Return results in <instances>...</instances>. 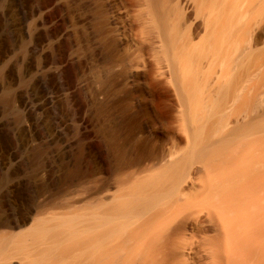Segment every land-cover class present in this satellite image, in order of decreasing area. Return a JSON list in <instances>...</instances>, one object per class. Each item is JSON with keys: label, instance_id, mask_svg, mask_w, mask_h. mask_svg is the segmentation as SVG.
Wrapping results in <instances>:
<instances>
[{"label": "bare ground", "instance_id": "obj_1", "mask_svg": "<svg viewBox=\"0 0 264 264\" xmlns=\"http://www.w3.org/2000/svg\"><path fill=\"white\" fill-rule=\"evenodd\" d=\"M26 1L28 14L38 15L35 23L42 27L36 37L23 39L22 52H29L31 38L39 42L33 45L51 42V49L40 46L45 52L35 58L40 67L58 70L48 74L47 86L72 88L80 70L69 59L74 45L65 34L69 18L55 5L60 0ZM95 1V27L108 59L111 65L123 63L121 73L109 79L117 87L134 62L111 34L107 6ZM144 1L182 109L185 147L164 161L153 139H140L130 151L116 133L109 140L113 163L104 167L93 145L84 142L61 192L27 212L16 209L14 220L0 218V264H264V0ZM6 34L10 38V0H0V102L10 114L17 99L10 87ZM67 95L56 119L74 124L82 103ZM141 128V116L131 115L126 142ZM60 139L39 146L33 171L45 168L44 156L67 150ZM104 168L117 176L115 185L106 175L109 182L96 186L87 202L59 199Z\"/></svg>", "mask_w": 264, "mask_h": 264}, {"label": "rangeland", "instance_id": "obj_2", "mask_svg": "<svg viewBox=\"0 0 264 264\" xmlns=\"http://www.w3.org/2000/svg\"><path fill=\"white\" fill-rule=\"evenodd\" d=\"M103 2L109 10L111 34L118 41L117 44L121 51H126L130 59L133 60L134 65L128 69L126 77L116 83L117 87L111 86L109 79L113 75L121 73L123 63L111 65L108 59L103 40L95 27L96 1L60 0L55 5L60 8L61 13H64H60V15L68 16L64 17L65 19L69 18V21H66L65 34L71 36L74 45V51L71 52L73 55L71 54L69 59L71 63L74 60V66H78L75 67L76 71L80 70L76 73V76H79L76 77L74 85L72 84L74 88L71 86L75 90L74 92L72 88L49 90L47 86L50 76L58 70L52 68L53 71L51 68L44 67L48 71L46 72L41 66L42 73L35 58L43 53L47 45V50H50L51 42L38 44L39 42L35 38L33 40L31 38L29 41L32 42L28 44L29 52L26 54L22 52L21 42L23 39L29 38L31 34L33 37L35 33L37 35L42 26L36 25L38 22L35 20H38V15H29L26 0H10V38L6 34L4 41L7 49L10 45V87L14 89L13 93L17 100L16 104L10 107V114L6 112L4 104L0 102V212L3 214L0 213V218L14 220L13 212L16 209H23L27 212L32 205L48 200L56 193L61 192L65 173L75 163L79 146L84 142L93 145V151H97L96 155L104 167H109L113 163L109 157V140L111 135H116V133L118 134L117 141L125 143L126 148L130 151L135 148L140 139H153L164 161L179 155L185 147L186 134L183 131L182 109L173 87L168 82V68L161 51V38L152 28L151 19L146 10V2L144 0H103ZM34 23L36 28L33 29ZM67 25L69 27H66ZM34 40L35 43L36 41L38 43L33 45ZM42 45L43 48L40 47ZM34 47H37V51ZM41 48L44 50L42 51ZM49 73L50 76H48ZM137 73L142 75L138 76ZM23 77L27 78L28 83L22 80ZM41 88L45 90H41ZM67 94H70V97L75 94L77 98L74 97L78 99L77 101L82 103L79 104L80 114H82L77 121H74V124L67 118L61 122L56 119L57 113L63 111L62 104L66 103V99L69 98ZM48 95L54 99H49ZM43 100H46L43 104L45 105L47 102L48 105L44 106ZM126 105L127 110L125 111L123 107ZM15 106L18 107V111ZM131 115L141 116L142 128L133 140L126 142V136L123 134L126 132L127 120ZM54 120L57 122H53ZM59 123H61V127ZM53 124L58 126H53ZM49 125L52 126L49 128L50 133H48V128H44ZM81 128L83 129L82 133ZM59 129L60 132L56 137V132ZM42 130L47 131L44 133ZM46 132L51 134V137L46 135ZM64 136L66 137L64 138ZM48 138L51 140L61 138L62 146L65 148L62 151L67 149L65 152H61L65 156L63 157L61 153L51 155L52 158L44 156L43 160L46 159L44 161L45 168H42L41 171H33L37 149L39 146L40 149L44 147L50 140H46ZM62 138L66 141L64 142ZM54 156L57 157L54 158ZM107 169L104 168V171L99 173L95 180L76 183L69 191L60 193L59 199L64 201L80 197L85 198L87 202L94 188L107 179V176H110L108 175L109 169ZM109 178L110 182L108 179L107 181L111 185L117 183L116 175H111Z\"/></svg>", "mask_w": 264, "mask_h": 264}]
</instances>
